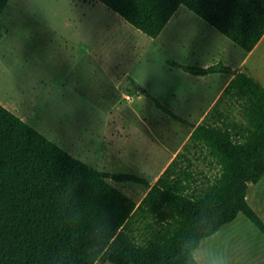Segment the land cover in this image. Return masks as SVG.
Here are the masks:
<instances>
[{
    "label": "trees",
    "instance_id": "1",
    "mask_svg": "<svg viewBox=\"0 0 264 264\" xmlns=\"http://www.w3.org/2000/svg\"><path fill=\"white\" fill-rule=\"evenodd\" d=\"M98 1L151 37L180 5L246 51L264 35V0ZM7 4L0 0V14ZM174 65L233 76L196 124L143 89L161 111L192 127L152 184L90 165L0 103V264H182L186 235L217 232L240 213L264 234V219L246 198L264 175V84L221 61ZM200 160L217 171L212 178L203 172L197 184ZM108 178L145 182L148 190L137 203Z\"/></svg>",
    "mask_w": 264,
    "mask_h": 264
},
{
    "label": "rangeland",
    "instance_id": "2",
    "mask_svg": "<svg viewBox=\"0 0 264 264\" xmlns=\"http://www.w3.org/2000/svg\"><path fill=\"white\" fill-rule=\"evenodd\" d=\"M183 12L201 19L184 5L175 14ZM0 21V90L7 92L12 77L21 79L25 59L41 65L42 58H61L63 67L68 61L65 52H72L78 63L75 70L84 76L77 84L80 95L61 100L54 117L49 112L41 115L39 131L98 169L134 172L154 183L168 164L157 154L160 145L184 141L188 125L161 111L141 90L147 89L187 117L182 91L190 73L172 64L173 57L188 63L180 59L178 49L143 33L98 0H8ZM245 67L264 84V35ZM231 113L239 116L236 107ZM195 167L202 171L197 184L205 179L203 172L212 178L217 171L201 160ZM108 180L135 201L148 190L145 182ZM239 216L236 223H226L217 231L223 245L230 249L229 235L236 228L242 237L254 241L251 247H258L264 234L243 213ZM242 218L248 225H242Z\"/></svg>",
    "mask_w": 264,
    "mask_h": 264
},
{
    "label": "crops",
    "instance_id": "3",
    "mask_svg": "<svg viewBox=\"0 0 264 264\" xmlns=\"http://www.w3.org/2000/svg\"><path fill=\"white\" fill-rule=\"evenodd\" d=\"M175 13L158 36L155 37L161 40V43H164L167 47L178 49L180 59L188 62L183 63V61H178L179 58L173 57L171 59L173 65L181 63L206 67L221 61L233 70H242L249 73L245 66L247 58L254 48L251 51H246L235 42H229L222 36L224 34L204 21L203 18H201L202 20L196 18L189 12H183L178 14V16ZM183 30L184 34L181 33ZM75 50L76 52L79 51L76 48ZM65 53L67 56L66 60L68 61L65 62L63 67L61 66V58L53 60L42 58L43 63L41 65H36L31 60L32 58H30L29 62L25 59V67L24 63L22 64L24 69L21 79L12 77L7 82V92L3 93L0 90V103L36 129L41 130V127H39L41 115H44L45 112H49L52 115L56 105H58L57 107L61 105V100L78 95L79 93L76 92L78 81H84L83 74L80 75L75 70L78 63L77 59H72L71 55L73 53ZM85 53L89 55L88 47H86ZM27 63L29 65L28 69L26 67ZM175 66L179 67L178 65ZM189 73L187 74L189 78L188 82L182 91L183 106L187 114V117H183L196 124L213 107L233 74L228 72H213L203 75ZM215 82L217 84L213 89ZM141 91L144 93L143 89ZM221 107L226 109L224 104ZM191 130L192 127L188 126L185 131L187 137L184 141L159 144L161 148L158 150V153H155L160 155L162 160H168L167 163H169L182 148ZM43 133L51 138V135L47 134L44 130ZM143 196L136 202L139 203ZM246 198L249 199L247 200L250 205L264 219V175L256 183H250ZM255 203L258 209L255 207ZM239 218L238 214L230 222L233 223ZM240 222H242V225H248V222L244 218ZM236 226L239 227L238 224ZM253 242L250 238L246 239L242 237L236 228L230 233L228 239L229 251L236 259L237 264H264V242L256 248L251 247Z\"/></svg>",
    "mask_w": 264,
    "mask_h": 264
},
{
    "label": "clouds",
    "instance_id": "4",
    "mask_svg": "<svg viewBox=\"0 0 264 264\" xmlns=\"http://www.w3.org/2000/svg\"><path fill=\"white\" fill-rule=\"evenodd\" d=\"M179 257L182 264H237L220 234L212 230L186 235L181 241Z\"/></svg>",
    "mask_w": 264,
    "mask_h": 264
},
{
    "label": "bare ground",
    "instance_id": "5",
    "mask_svg": "<svg viewBox=\"0 0 264 264\" xmlns=\"http://www.w3.org/2000/svg\"><path fill=\"white\" fill-rule=\"evenodd\" d=\"M248 199V198H247ZM249 200V199H248ZM254 200V199H253ZM251 201V200H250ZM259 201V200H258ZM254 203V202H253ZM255 207L257 208V205H256V203H255ZM262 208V207H261ZM258 209V208H257ZM262 212H263V210H262Z\"/></svg>",
    "mask_w": 264,
    "mask_h": 264
}]
</instances>
